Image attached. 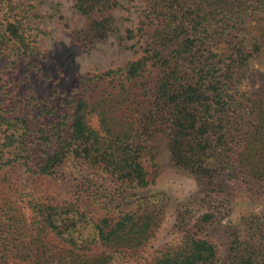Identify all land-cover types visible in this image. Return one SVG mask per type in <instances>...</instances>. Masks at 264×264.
I'll list each match as a JSON object with an SVG mask.
<instances>
[{"label": "trees", "instance_id": "obj_1", "mask_svg": "<svg viewBox=\"0 0 264 264\" xmlns=\"http://www.w3.org/2000/svg\"><path fill=\"white\" fill-rule=\"evenodd\" d=\"M1 1L0 52L23 55L31 50L23 0ZM141 1L143 54L123 68L86 77L77 99L67 96L74 112L61 115L50 131L41 129L40 139L51 149L43 151L39 164L28 149L31 128L23 115L8 108L1 77L0 171L24 167L33 174L58 176L71 166L78 172L73 179H82L84 195L95 186L90 176L102 173L113 179L110 187L98 186L109 191L112 202L118 193L153 182L143 157L155 158L152 145L162 137L174 165L198 179L209 210L197 216L193 208L199 198L187 200L176 217L181 241L160 249L149 264H264V230L260 223L252 227V214L244 216L248 227L232 231L223 261L208 234L220 221L217 205L228 199L226 177L242 178L254 196L264 192V92L243 88L249 53L239 42L249 19L264 17V0ZM75 4L91 19L95 39L117 28L113 10L119 0ZM129 37H135L134 31ZM221 40L222 49L216 46ZM94 117L98 126L91 122ZM6 178L9 197L12 181ZM165 199L164 194L145 195L137 199V209L98 219L78 195L60 204L45 200L31 204L35 215L28 221L23 209L5 198L0 202V264H120L138 256L155 236Z\"/></svg>", "mask_w": 264, "mask_h": 264}, {"label": "rangeland", "instance_id": "obj_2", "mask_svg": "<svg viewBox=\"0 0 264 264\" xmlns=\"http://www.w3.org/2000/svg\"><path fill=\"white\" fill-rule=\"evenodd\" d=\"M119 2L120 5L113 10L117 28L106 38L95 39L89 30L91 19L77 10L75 0H23V22L28 38L26 43L31 50L27 53L23 50V55L16 56L11 51L0 52V79H4L1 84L6 87L7 94L3 99H7L8 108L12 113L23 115L31 128L27 140L34 164L42 162L45 158L43 151L51 149V145L42 143L41 129L50 131L61 115H71L74 112V104L65 102L67 96L72 94L77 99L83 91L82 83L86 77L123 68L143 54L145 37L139 33L142 22L146 20L143 2ZM3 11L5 7L0 0V16ZM130 30L134 31V38L129 37ZM239 42L243 43L244 50L249 53L247 76L242 86L246 90L262 93L264 17L257 15L249 19L239 35ZM216 46L222 49L225 44L221 40ZM91 122L98 126L95 117ZM151 150L155 158L152 159L146 153L143 161L153 182L146 188L130 190L125 194L118 193L112 202L109 191L106 193L98 186L103 183L110 187L114 185L113 179L102 173H93L90 178L95 179V186H92L90 195H84L85 188L79 185L82 179H73L78 172H72L71 166H64L58 176L33 174L24 167L0 171V202L5 198L9 199L10 205L17 206L20 210L22 208L23 217L30 221L35 215L32 203L49 201L60 204L73 200L78 195L85 199L86 209L91 212V216L98 219L105 215L117 217L120 211L137 209V199L142 196L164 194L167 197L162 204L165 215L155 236L138 251V256L120 262L149 264L160 249L181 241L182 233L175 227L176 217L187 200L199 198V204H195L193 208L197 216L209 210L208 203L202 202L198 179L186 169L174 165L166 141L157 137ZM88 174L89 172L86 173ZM6 175L12 181L9 197V182H4ZM223 184L226 186L224 194L228 199L217 205L220 221L210 226L208 231L219 246L221 261L228 255L232 231L249 226L244 216L252 214L254 218L248 219L252 227L260 223L264 230V192L260 196H254V191L248 188L247 182L242 178L226 177ZM218 199L221 200V194Z\"/></svg>", "mask_w": 264, "mask_h": 264}]
</instances>
